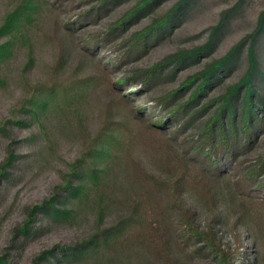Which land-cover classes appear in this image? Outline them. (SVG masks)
Returning a JSON list of instances; mask_svg holds the SVG:
<instances>
[{"label":"rangeland","instance_id":"374dc122","mask_svg":"<svg viewBox=\"0 0 264 264\" xmlns=\"http://www.w3.org/2000/svg\"><path fill=\"white\" fill-rule=\"evenodd\" d=\"M183 1L0 0V264H264V127L220 156L218 178L196 155L262 18L264 72V0H188L140 43ZM236 47L206 110L175 119ZM179 225L214 234L226 260L201 239L183 246Z\"/></svg>","mask_w":264,"mask_h":264},{"label":"trees","instance_id":"16d2710c","mask_svg":"<svg viewBox=\"0 0 264 264\" xmlns=\"http://www.w3.org/2000/svg\"><path fill=\"white\" fill-rule=\"evenodd\" d=\"M187 1L188 0H184L181 4H179L169 16H167L163 21L154 25L149 32L140 35L139 36L140 43H144L149 35L152 37H156L161 32V30L168 29L171 26L172 21L178 15L183 5ZM262 27H263V18L261 19V24L259 26V29L256 31L255 35L253 36L254 39L249 52L250 66L247 75L245 76L241 84L232 88L231 91L226 95L225 104L221 107L220 110H218L215 113V115L209 120V122L206 124L203 131L201 132V139L198 144L196 155L200 158L201 162H204L205 164H208L210 166V168H205L203 165L205 170L201 168V172L204 175L210 173L215 178H218L219 175L218 173H216V171L220 169V165L222 163L220 156H224L225 158H231L233 154V147H234L233 144L237 143L239 138L249 142L251 141L255 131L260 127L261 128L264 127V116L263 115L259 116L260 113L259 114L257 113V110H259L260 108L259 106H257V104H255V102L259 101L260 98L256 90V85L254 84L257 78L260 77L264 79V72L261 70L256 53V39L260 34ZM239 48L240 47H236L226 58H224L220 62L211 65L204 72L202 76L203 82L194 92L193 99L190 102L183 104L180 107V110H178L174 114L175 119H178L180 113H185L187 110L189 111V115L192 114V116L202 113L204 110H206L208 106H204L201 110L198 111L196 110V108L198 107V104L196 103L200 101L202 95L204 94L203 88L210 86L213 83V81L218 78L219 72L223 71L227 67L232 57L238 51ZM197 55L198 54H194L195 57ZM243 93H244V97H243L244 104H242L243 111L240 118L241 132H239L236 122L237 106L234 103L237 101L239 97H241ZM166 105L167 103L164 106L163 105L161 106L165 107ZM162 123L163 122H161L160 124ZM175 133L176 132H174V134ZM14 160L15 158L12 154V157L9 160L7 166L10 167ZM190 176L192 175L190 174ZM156 188H157L156 185H154L152 181H150L149 186H146L147 194L145 195V198L146 199L148 197L151 198L152 194L150 195V193L153 192L157 193ZM258 188L264 191V184L258 186ZM172 197H174V195H172ZM140 203L144 205V201H141ZM188 214L189 213L184 215L183 218L187 217L186 224L188 226H192L191 225L192 223L189 222L190 214L189 215ZM140 221L141 220H139L138 222ZM141 222H143V220ZM149 224H151V222L148 223V225ZM179 227H180L179 239H182L181 243L183 244V246L190 244L192 238L201 239L204 242V245L208 249H210L211 251H215L216 255L221 256L222 261L226 260V256L224 254L225 252H223L215 244L214 234H212L211 232L207 234H197L194 233L195 231L194 228L192 230L190 228L187 229L183 225H179ZM144 228L145 226L143 224L141 225V227H139L140 230H143ZM150 233L154 237L157 236L158 231L156 230V228H153L152 230H150ZM154 240H157V238ZM46 257L47 256H44L43 258L46 259Z\"/></svg>","mask_w":264,"mask_h":264}]
</instances>
